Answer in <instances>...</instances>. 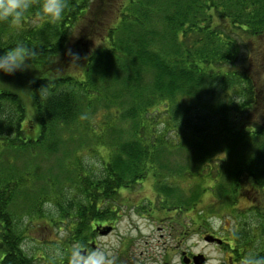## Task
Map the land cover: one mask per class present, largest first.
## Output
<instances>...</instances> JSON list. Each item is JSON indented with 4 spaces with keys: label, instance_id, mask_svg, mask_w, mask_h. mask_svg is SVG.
Wrapping results in <instances>:
<instances>
[{
    "label": "trees",
    "instance_id": "16d2710c",
    "mask_svg": "<svg viewBox=\"0 0 264 264\" xmlns=\"http://www.w3.org/2000/svg\"><path fill=\"white\" fill-rule=\"evenodd\" d=\"M39 5L40 0H33L18 27L0 23V51L20 41L32 50L34 79L27 93L39 127L27 132L23 96L1 90L2 147L9 154L59 151L67 140L60 131L81 117L88 120L96 105L122 107L121 123H129L130 129L111 126L120 133L110 137L105 175H90L75 162L79 173L71 197L63 189L56 194H64L65 201L49 192L69 225L59 257L45 261L24 249L28 230L11 205L29 177L0 179V264H72V245L85 247L94 220L107 219L112 212L102 209L108 197L144 183L150 175L159 187L157 155L184 148L185 133L194 135L191 145L203 150L201 162L207 160L188 171L192 178L194 172L202 175L211 168L213 159L227 164L231 155L235 163L227 193L233 206L229 209L242 220L236 224L239 230L229 234L236 247L232 251L235 247L230 246V257L241 264L252 252L255 228L262 245L253 252L264 254V207L257 200L245 210L237 211L236 205L251 189L257 197L264 195V0H69L56 23L39 15ZM76 62L83 64L81 72L72 73ZM208 142L213 149L207 150ZM215 150L227 158H212ZM204 177L199 185L205 184ZM211 188L203 187L195 199ZM47 198L44 194L36 202L37 213L45 215ZM248 214L256 218L251 228L243 220ZM183 219L176 218V223L185 226Z\"/></svg>",
    "mask_w": 264,
    "mask_h": 264
},
{
    "label": "rangeland",
    "instance_id": "374dc122",
    "mask_svg": "<svg viewBox=\"0 0 264 264\" xmlns=\"http://www.w3.org/2000/svg\"><path fill=\"white\" fill-rule=\"evenodd\" d=\"M81 66L83 64L81 65L80 62L74 63L71 68L72 73L81 72ZM32 70L33 67L12 75L0 73V91L15 90L25 100L24 121L26 123H24V129L27 132L32 131L30 133L39 131L38 124L34 123L36 122L34 120L35 112L27 93L28 83L34 79ZM96 109L95 113L89 114L88 120L85 121L84 117H81L78 123L75 122L70 125V128L69 126L64 127L62 132L60 131V133H66L67 140L64 142V146L54 153H47L40 149L35 154H9L7 146L2 147V141H0V179L19 174L29 177H27L29 181L26 189L16 194V199L11 205L12 211L21 219L20 225L28 230V236L23 244L29 255H35L38 258L46 257L45 261L49 257H59L63 251L61 249L62 242L68 240L69 225L67 220L58 215V209L53 212L44 207L45 215H41L36 212L39 210L35 206L36 202L45 194L48 197L47 201L54 203V197L49 192L56 194L61 192V189L66 193L67 199L71 197L74 191L73 186L76 185L75 179L79 173L76 170L75 162H80L81 170L83 169L84 172L87 170L90 175L96 177L105 175L103 161L108 160L107 154L112 149L110 137L113 133H116V136L120 133L118 129L112 131L111 126L130 129L129 123H121L122 107L116 106L106 110L101 105H96ZM28 126L30 129H27ZM35 136V134L29 135V137ZM184 136L187 139H184L187 143L184 148H168L162 156L157 155L160 162L155 164L158 169L154 173L158 175V181L161 182L159 187L153 185L156 180L153 175H150L144 180V183L134 187L130 186L123 193L108 197L107 203L102 209L103 212L105 210L112 212L109 213L107 219L94 220L93 231L87 237L85 247L72 245V264H80L83 259V256L75 252L74 249L79 248L81 253L84 252L83 249L91 251L96 249L93 246L94 243L97 244V248L105 250L110 257H117V264L124 263L126 256L134 255L138 259L135 264H186L180 249H178L179 244L182 249L206 254L208 260L205 264H223L225 258L229 260V264H238L235 260L230 261L229 254L232 253L230 246L235 247V242H233L234 236L233 241L228 237L235 230H239L236 224H238V220H242V217H236V213L234 214L229 209L233 206L229 204L231 200L227 193V190L232 188V169L230 168L235 163L231 162V155L227 164L213 159L211 168L204 170L202 175L194 172L195 177L192 178L193 175L188 174V171H196L201 164L207 163V160L205 158L201 162L205 157L202 156L203 150L199 151L191 145L194 142V135L185 133ZM191 136H193L192 139ZM101 139H105L106 142H102ZM209 149H213V146L208 142L207 150ZM219 156L227 158L224 151L215 150L214 155H211L212 158ZM180 170H183V175L178 174ZM215 174H218L217 181L214 180ZM174 175H176L175 179H173ZM202 176H205L202 178L205 180V184L199 185ZM70 178L74 179L73 182ZM166 184L168 188L165 192ZM210 186H212L211 189L202 191L201 199H195L199 190ZM222 190L224 192L220 193ZM157 192L159 195L156 194ZM246 195L248 197L243 195L237 201V211L251 207L252 202L256 200L259 201V206L264 207L263 194L257 197V193L255 195L251 189ZM56 196V199L59 197L65 201L64 194L60 193L59 196L57 194ZM151 209L157 217L164 214L170 216L175 213L179 221H182L183 216L185 217L183 219L185 226L176 223L179 226V229L176 227V255H172V248L175 244H173L168 229V226L173 222L170 223L167 219L164 222L159 220L160 218L154 219L156 216L150 213ZM197 210L200 211V214ZM197 215H201L202 218H198ZM190 216L196 220L188 219ZM98 220L106 224L105 227H114L109 233L99 235L94 229ZM243 220H246L247 227L251 228L256 218L248 214L243 216ZM188 221L191 223L187 224ZM161 226L165 228L159 230ZM182 230L188 231L187 234L180 233ZM200 230H202V234L199 235L197 232ZM205 231L215 232L214 234L219 237H227L229 254L224 252L219 245L207 244L202 238ZM254 232L256 233L252 234V242L249 245L252 252L253 248L258 250L262 245L259 239V229L255 228ZM211 235L213 236V234ZM213 240L216 241V239ZM234 250L236 247L232 249V251Z\"/></svg>",
    "mask_w": 264,
    "mask_h": 264
},
{
    "label": "clouds",
    "instance_id": "9594fccd",
    "mask_svg": "<svg viewBox=\"0 0 264 264\" xmlns=\"http://www.w3.org/2000/svg\"><path fill=\"white\" fill-rule=\"evenodd\" d=\"M68 4L69 0H40L39 15L50 23L59 22L63 19ZM32 8L33 0H0V23L18 27ZM31 65L32 50L22 41L15 43L7 51H0V73L2 74L22 73L32 68ZM43 206L53 212L56 210L52 201L46 200ZM74 251L83 256L80 264H117V257H110L101 248L85 250L82 253L79 248ZM241 264H264V254L249 252L242 258Z\"/></svg>",
    "mask_w": 264,
    "mask_h": 264
},
{
    "label": "flooded vegetation",
    "instance_id": "af4514ba",
    "mask_svg": "<svg viewBox=\"0 0 264 264\" xmlns=\"http://www.w3.org/2000/svg\"><path fill=\"white\" fill-rule=\"evenodd\" d=\"M153 211H151L150 213L151 214H154L155 215V213H152ZM176 212V211H175ZM156 216V215H155ZM167 216H169V215H161V216H159V217H155L154 219H156V218H160L159 220H162L163 222L165 221V219H167L168 220V222H173L171 225H169L168 226V229H169V234L172 236V240H173V244H175L174 245V247L172 248V250H173V252H172V255H176V227H178V229H179V226H177L176 225V213L175 214H173L172 215V217H171V219H169L170 218V216L169 217H167ZM104 225H106V224H103L102 223V221H100V220H98L97 222H96V225H95V231L99 234V235H105V234H107V233H109L110 231H111V229L114 227V226H112V227H105ZM110 229L108 232H106V233H104V231H105V229ZM165 227L164 226H161L160 228H159V230L160 229H164ZM184 229H186V228H184ZM189 230V229H188ZM187 232L188 231H184V230H182L180 233H182L183 235L184 234H187ZM215 232H211V233H209L208 231H205V233L202 235V238L204 239V241L207 243V244H215V245H219V246H221V248L223 249V251L224 252H226L227 254H229V252L228 251H230L231 250V248H230V250H227L228 248V239H227V237L226 238H223V237H219V236H217V235H215L214 234ZM197 234H202V230H200V231H198L197 232ZM211 234H213V236L211 235ZM229 237V239H230V236H228ZM208 238H220L222 241L221 242H219L218 240H213V241H210ZM180 241V240H179ZM178 241V242H179ZM93 246H94V248H97V244L96 243H94L93 244ZM180 246V244L178 245V249H180V251H181V255H182V257L184 256V254L186 253L187 254V256L188 257H190V262H189V264H193V256L195 255V254H203V253H195V252H193V251H190V250H185V249H182L181 247H179ZM82 251H85V249H83ZM232 254V253H231ZM231 254H229V258H230V261H232L233 260V258H231L230 257V255ZM122 255V254H121ZM204 255V264L207 262V260H208V257L206 256V254H203ZM226 259V258H225ZM224 259V260H225ZM223 260V261H224ZM227 260V259H226ZM136 261H138V259L135 257V255L134 256H126V259H125V261H124V263H122V264H135L136 263Z\"/></svg>",
    "mask_w": 264,
    "mask_h": 264
},
{
    "label": "water",
    "instance_id": "95a60500",
    "mask_svg": "<svg viewBox=\"0 0 264 264\" xmlns=\"http://www.w3.org/2000/svg\"><path fill=\"white\" fill-rule=\"evenodd\" d=\"M110 229H106L104 231V233L108 232ZM209 240H213V239H216L218 240L219 242H221L222 240L221 239H218V238H208ZM190 257L187 256V254L185 253L184 256H183V261L186 263V264H189L190 262ZM193 264H204V255L203 254H196L193 256Z\"/></svg>",
    "mask_w": 264,
    "mask_h": 264
}]
</instances>
